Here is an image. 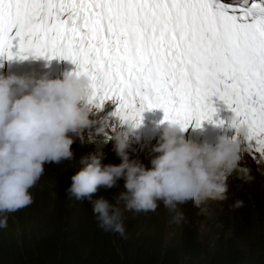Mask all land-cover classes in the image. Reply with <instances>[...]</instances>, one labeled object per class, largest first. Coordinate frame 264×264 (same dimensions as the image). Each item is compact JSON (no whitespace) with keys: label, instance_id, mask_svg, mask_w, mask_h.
Returning a JSON list of instances; mask_svg holds the SVG:
<instances>
[{"label":"snow or ice","instance_id":"snow-or-ice-1","mask_svg":"<svg viewBox=\"0 0 264 264\" xmlns=\"http://www.w3.org/2000/svg\"><path fill=\"white\" fill-rule=\"evenodd\" d=\"M29 57L70 61L132 126L159 108L199 127L215 97L264 161V0H0V60Z\"/></svg>","mask_w":264,"mask_h":264},{"label":"clouds","instance_id":"clouds-1","mask_svg":"<svg viewBox=\"0 0 264 264\" xmlns=\"http://www.w3.org/2000/svg\"><path fill=\"white\" fill-rule=\"evenodd\" d=\"M89 89L90 81L82 73L69 72L59 78L0 74V228L7 227L8 213L32 202L29 189L44 173L46 163L72 159L74 139L110 143L119 158L118 164H103L102 152L82 157L66 191L76 200L90 201L100 228L121 235L124 211H154L162 204L172 213V221L179 223L178 206L191 204L203 212L207 201L226 198L228 177L243 182L252 179L244 159L248 147L241 139H233L242 138L245 130L238 128L231 134L222 130L228 116L215 97V114L200 123L206 128L190 124L181 131L178 125L163 120L161 109L141 116L139 127L148 134L147 143L156 153L146 169L129 159L126 151L138 126L120 123L102 132L107 122L100 124L99 120L98 140L90 138L92 133L85 137V130L96 123L90 117L94 112L88 103ZM142 120L146 122L143 126ZM217 120L224 124L215 123ZM197 140L216 141L197 145L193 142ZM120 179L122 186L117 184ZM114 187H122L114 202L102 196L91 199L99 188ZM241 203L236 201L235 206Z\"/></svg>","mask_w":264,"mask_h":264},{"label":"trees","instance_id":"trees-1","mask_svg":"<svg viewBox=\"0 0 264 264\" xmlns=\"http://www.w3.org/2000/svg\"><path fill=\"white\" fill-rule=\"evenodd\" d=\"M70 148L72 159L44 165L29 189L32 202L7 214L0 264H264V193L254 180L232 183L230 210L211 208L209 201L207 214L191 204L178 206L179 223L162 204L154 211H124L121 235L100 228L90 201L66 191L82 157L102 152L103 164L120 162L112 144L74 139ZM121 190L99 188L91 199L112 203Z\"/></svg>","mask_w":264,"mask_h":264},{"label":"rangeland","instance_id":"rangeland-1","mask_svg":"<svg viewBox=\"0 0 264 264\" xmlns=\"http://www.w3.org/2000/svg\"><path fill=\"white\" fill-rule=\"evenodd\" d=\"M1 67L2 66L0 64V68ZM224 108H226V106ZM101 110L102 109H100L99 112ZM97 116H99V114H97ZM91 117L96 119V115H92ZM113 117H114L113 115H110L109 119H111ZM228 117H230V115H228ZM113 120H116L117 124L107 123L103 129L104 130H107V128L111 129L113 126L120 124V121L117 117H114ZM145 123L146 122H144L143 120L141 121L142 126L145 125ZM159 127L161 128V127H163V125L160 124ZM196 128L201 129V128H206V126L200 125L199 127H196ZM233 131H234V129H232V131L229 132V134H231ZM97 137H98V134H90V138H92V139H96ZM101 137L103 139H107L108 136L107 137L101 136ZM135 137H138V139H136ZM147 138H148V134L145 133L139 127H137L134 130L133 138L130 141L129 148L126 149V151L128 152V155H129V159L139 161L140 163H142L144 165V167L146 169L151 167L150 161L154 156H156V153H153L151 148L149 147V145L146 143ZM107 141H109V140H107ZM215 141L216 140H197V141H193V142L197 145H200L202 143L214 144ZM254 155L256 156L257 159H259V154H254ZM244 159L246 161L247 167L250 169V175L252 176V180H254L256 186H259V188L261 189L260 191H262L264 193V161L257 163L256 160H254L249 153L245 154ZM239 180L240 179H238L236 176L228 177V179H227L228 187H227V192L225 194L226 198L224 200H209L210 201V207L212 208V207H215L216 205H218L220 208H222L225 206V208L230 210V206L233 205L232 204V190L230 188L233 186L232 183H235L236 181H239ZM250 182H251V180L248 183H250ZM198 210L201 211V209H199V208H198ZM203 212H204V214H207L206 211H203Z\"/></svg>","mask_w":264,"mask_h":264},{"label":"bare ground","instance_id":"bare-ground-1","mask_svg":"<svg viewBox=\"0 0 264 264\" xmlns=\"http://www.w3.org/2000/svg\"><path fill=\"white\" fill-rule=\"evenodd\" d=\"M231 117V116H230ZM230 117H228V121H229V119H230ZM228 121H227V124H225V126L224 127H222V130L223 131H225V132H227V133H229V132H231L232 131V129L231 128H229L228 127ZM217 127H219V126H216V128ZM107 129H109V128H107ZM105 130L103 129V131L102 132H104ZM111 135V134H110ZM109 135V136H110ZM95 140H97V138L95 139ZM110 141V140H109ZM97 146V145H96ZM228 186V185H227ZM229 193V192H228ZM218 204V203H217ZM222 207V206H221Z\"/></svg>","mask_w":264,"mask_h":264}]
</instances>
